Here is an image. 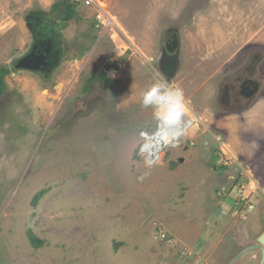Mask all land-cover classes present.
I'll use <instances>...</instances> for the list:
<instances>
[{
	"label": "rangeland",
	"instance_id": "374dc122",
	"mask_svg": "<svg viewBox=\"0 0 264 264\" xmlns=\"http://www.w3.org/2000/svg\"><path fill=\"white\" fill-rule=\"evenodd\" d=\"M62 1L0 0V71H10L0 96V264H222L221 240L238 232L220 226L219 188L208 185L231 160L227 136L205 132L203 110L216 108L230 65L243 61L238 47L264 51V0H67L80 20L65 24L50 9ZM37 10L67 48L50 79L12 65L28 55L26 18ZM175 27L180 71L165 81L183 90L187 119L201 120L149 163L142 148L158 124L141 95L162 76V38Z\"/></svg>",
	"mask_w": 264,
	"mask_h": 264
},
{
	"label": "crops",
	"instance_id": "0c3cea01",
	"mask_svg": "<svg viewBox=\"0 0 264 264\" xmlns=\"http://www.w3.org/2000/svg\"><path fill=\"white\" fill-rule=\"evenodd\" d=\"M41 1L39 0V3ZM44 1L47 4L49 0ZM51 4L52 7L54 4ZM56 40L62 47L65 46L61 39ZM192 110L198 112L195 107ZM203 111L205 118H209L205 132L210 136L211 131L215 130L223 139L227 136L228 140L222 142L220 146L224 159L231 160L230 163H225V167H220V170L215 172L213 183L210 181L208 185L212 187L210 191L214 195L215 188H219L217 196L220 197V203L217 205L216 217L220 221V226L224 224L227 225L225 231L235 229L238 232L232 243H226V239L221 240L220 244H226L227 250L223 247L219 258L222 264H264V245L258 243V239L264 233V164L259 168L252 167V163L255 165L259 162L264 163V159L260 160L264 155V97H259L249 108L237 113L225 112L218 116L214 109H211L212 112L205 109ZM213 112L219 120L212 115ZM229 122L231 124H228ZM191 128L192 130L195 128L194 132L197 134V126ZM218 139L222 141L221 138ZM231 140L235 144H231ZM237 177H241L238 182ZM236 185L238 189L240 187L245 189L243 196L233 195V188ZM251 206L253 210L249 212L248 208Z\"/></svg>",
	"mask_w": 264,
	"mask_h": 264
},
{
	"label": "flooded vegetation",
	"instance_id": "af4514ba",
	"mask_svg": "<svg viewBox=\"0 0 264 264\" xmlns=\"http://www.w3.org/2000/svg\"><path fill=\"white\" fill-rule=\"evenodd\" d=\"M199 1L192 0V6L199 5ZM38 16H41L40 11H30L26 18V27L31 37V44L26 55L28 54L27 56L31 57L32 54H35L36 58L32 62L40 60V54L47 56V63L39 67L38 73L43 79H48L59 66L67 48L62 47L54 36L50 37L49 29H46L48 21L40 19ZM195 18L194 14H191L182 18L181 21L188 19L191 22L195 21ZM179 34L178 27L168 28L164 32L160 57L167 60L180 52L182 60V45ZM33 38L35 39L34 42ZM237 52L238 55H242L243 61L238 56L240 62L230 65L229 69L231 71L225 74L224 84L218 86V93L215 95L218 98L216 108H214L216 113L217 111L237 113L249 108L259 97H264V51H261L260 48L255 50L244 46L242 48L238 47ZM18 62L17 60L12 62L15 72L21 69ZM199 125L204 127L202 123ZM205 144L208 143L205 142ZM184 150H187V148ZM261 159H264V155Z\"/></svg>",
	"mask_w": 264,
	"mask_h": 264
},
{
	"label": "clouds",
	"instance_id": "9594fccd",
	"mask_svg": "<svg viewBox=\"0 0 264 264\" xmlns=\"http://www.w3.org/2000/svg\"><path fill=\"white\" fill-rule=\"evenodd\" d=\"M85 1L86 0H82L84 7L93 5V4L86 5ZM89 1H93V0H89ZM96 18L98 22H100V24L103 25L101 19L98 16ZM96 27H100L99 23ZM112 75L114 76V73ZM37 76L43 79L39 73ZM141 104L142 107L145 109L148 108L153 109V116L156 119V124H158V130L160 129L164 130L163 125L169 126L167 131L172 134H174V132H179L183 129L184 135H180L179 140L183 139L184 137L188 138L190 132L192 131L191 127L197 126L198 123L197 117L196 120L194 121L187 119L188 108L186 109L187 104L185 102L183 90L179 87L170 86L165 81V79L162 76H160L159 73H156L155 82L152 83L150 87H148V89L142 93ZM182 121H187L188 126L184 124L182 127L179 128L178 124ZM244 190L245 189L243 187L239 188L240 197L242 196ZM248 211L251 212V209H248Z\"/></svg>",
	"mask_w": 264,
	"mask_h": 264
},
{
	"label": "water",
	"instance_id": "95a60500",
	"mask_svg": "<svg viewBox=\"0 0 264 264\" xmlns=\"http://www.w3.org/2000/svg\"><path fill=\"white\" fill-rule=\"evenodd\" d=\"M35 39L33 38V42ZM40 60L32 62L36 57L35 54L31 55V57L26 56L25 59H22L19 61V67L32 74H38V69L40 66L47 63V56L45 55H39ZM159 58L156 61V64L158 63V66L160 67L161 75L167 82H172L173 79L178 75L180 71V65H181V53L178 52L175 56L169 57L167 60L160 57V54L158 56ZM167 61V62H165ZM32 63V64H31ZM164 68V69H163ZM169 126L163 125L164 130H168ZM162 128V127H161ZM144 148H142V152L144 153ZM152 162L154 163L156 160L151 158ZM179 163H183V159H179ZM259 245H264V233H262L261 237L258 239Z\"/></svg>",
	"mask_w": 264,
	"mask_h": 264
},
{
	"label": "trees",
	"instance_id": "16d2710c",
	"mask_svg": "<svg viewBox=\"0 0 264 264\" xmlns=\"http://www.w3.org/2000/svg\"><path fill=\"white\" fill-rule=\"evenodd\" d=\"M74 3V2H73ZM51 12L52 13H56L58 14L57 17H59L62 20V23L65 24V22H71V21H79V14H78V10L76 7H74L73 5H71L70 3L67 2V0H63L61 3L59 4H54L51 7ZM47 28L49 29V31H51L52 33V24L51 22H47L46 23ZM56 39H60V37L55 36ZM80 54H83V51L80 52ZM109 68V67H108ZM9 70L8 69H1L0 71V96L3 94V92L5 91V83H4V78L9 74ZM100 79H102V77H100ZM93 80V77L89 79V84L91 83V81ZM42 196V193H39L38 196L36 197V200L38 198H40ZM28 239L31 243V245L35 248V249H39L40 247H42L43 243L37 239L31 232L28 233ZM159 236L161 238H164V235L159 234Z\"/></svg>",
	"mask_w": 264,
	"mask_h": 264
},
{
	"label": "bare ground",
	"instance_id": "6f19581e",
	"mask_svg": "<svg viewBox=\"0 0 264 264\" xmlns=\"http://www.w3.org/2000/svg\"><path fill=\"white\" fill-rule=\"evenodd\" d=\"M186 121H182L178 124L179 128L186 124ZM187 125V124H186ZM188 126V125H187ZM180 135H184V130L182 129L179 132H174V134L164 131L162 129L155 132V135L149 138L145 144L144 154L146 160L151 163L153 159H156L158 154L168 148L175 146L179 143Z\"/></svg>",
	"mask_w": 264,
	"mask_h": 264
},
{
	"label": "built area",
	"instance_id": "2783aa9c",
	"mask_svg": "<svg viewBox=\"0 0 264 264\" xmlns=\"http://www.w3.org/2000/svg\"><path fill=\"white\" fill-rule=\"evenodd\" d=\"M85 4H86V5H89V4H90L89 0H86V1H85Z\"/></svg>",
	"mask_w": 264,
	"mask_h": 264
}]
</instances>
